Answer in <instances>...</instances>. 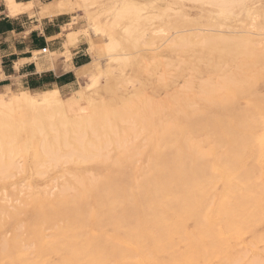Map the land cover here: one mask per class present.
<instances>
[{"label": "bare ground", "instance_id": "6f19581e", "mask_svg": "<svg viewBox=\"0 0 264 264\" xmlns=\"http://www.w3.org/2000/svg\"><path fill=\"white\" fill-rule=\"evenodd\" d=\"M189 1L216 6L220 14L227 16L234 15V9L244 6V0ZM66 3L64 0L59 5L65 6ZM12 6L18 7L13 3ZM252 20L256 19H251L244 28L218 25L216 28L195 29L192 34H188V30L175 31L169 43L172 47L190 49L194 44L192 40L198 38L196 43L216 48L219 52H223L221 48H224V53L228 51L227 55L232 53L228 50L230 46L244 59H263L264 52L261 51L264 49L258 48L264 45L263 28L259 26L256 29V21L254 25ZM119 25V19L113 17L103 26L112 30ZM121 30L118 34L112 30L104 48L107 53L120 51L107 55L112 61H127L130 53L150 39L148 31L142 27L136 30L129 25ZM245 65L243 68L246 70ZM97 66L94 59L80 69L83 78L90 81L79 92H71L67 96L56 88L43 92H12L6 89L0 93V181L13 179L21 171L23 155L30 157L29 161L34 163L36 170L42 166L48 170L63 164L71 165L62 183L52 186L55 176L50 181V188L47 184L38 188L24 183L23 189L7 192L5 187L14 183H0V231L6 223L5 219L10 220L12 216L15 219L14 211L21 214L18 210L25 209L28 214L25 246L30 250L25 251L28 252L27 264H213V259L217 260L216 264L241 262V254L237 255L230 243L235 241L233 236L244 233L248 225L264 224V183L253 181L251 173L244 169L228 167L223 163L210 168L200 165L198 156L204 151L199 153V146L192 135L202 129L220 136L237 135L242 131L253 133L258 130H255L256 123L250 119L227 127L211 121L201 124L197 119L183 115L186 111L181 114L179 109L176 114L182 120L161 117L168 108L173 110L181 103H186L188 107L197 106L201 101L209 103L214 94L234 95L239 90L237 81L226 77L220 81L216 79L214 83L215 80L207 79L196 84V90L190 81L191 84L183 87L187 91L185 99H171L173 102L167 108L148 97L108 107L94 104L95 92L91 89L98 83ZM195 79L197 82L200 80ZM199 114L204 115V111H199ZM142 133L148 136L143 145L138 143ZM260 140L264 155V133ZM200 141L197 142L202 143ZM149 147L148 167H131L128 164L132 159L145 155ZM167 148L172 150L171 153L165 152ZM111 151L115 157L110 155ZM81 163H95L100 168L97 174H85L77 168ZM217 184L222 187L219 194L215 191ZM14 205L21 208L17 210ZM203 212L205 225H199L197 232L188 236L186 222L197 221ZM224 214L225 222L221 219ZM177 243L185 245L182 252L177 253ZM6 247L7 240L1 239L2 254ZM23 248H20L22 252ZM53 256L56 259H52Z\"/></svg>", "mask_w": 264, "mask_h": 264}, {"label": "rangeland", "instance_id": "374dc122", "mask_svg": "<svg viewBox=\"0 0 264 264\" xmlns=\"http://www.w3.org/2000/svg\"><path fill=\"white\" fill-rule=\"evenodd\" d=\"M65 1L67 3L64 7H67L69 10L76 11L77 13L80 14V17L77 18V21H80L81 31L78 32V34H81L84 37H86L89 43V50L92 51L91 61L92 58L93 60L95 59L98 65L97 67L99 68L96 75V76L99 75L98 76L99 78L97 79L98 83L96 82L98 85L96 84L91 89L92 92L93 91L95 92V93L93 92L94 93L93 98L96 100V102L94 103L95 105L101 103L107 106L108 105L111 106L112 104L113 107V106L121 105L124 102H132V101L136 102L138 99L141 98L147 99L148 97V99L152 100L154 103L160 104L161 106H165V108H167L169 103L173 102L171 99L173 100L174 99L180 100L179 98H181L182 100L185 99V95H186L185 93L187 91L185 88L183 89V87H186L188 84H191V82H192L191 85H193L194 90H196L195 85L198 83L205 82L207 81V79L212 82L215 80L214 83L217 82V80L220 81L226 77L235 82L237 81L236 86H238L237 88L239 90L233 93L235 96L234 95L217 96L214 94L212 95V99L209 101V103L205 101H201L197 106L188 107L186 103H181L180 105L174 107L173 110L172 108H168L161 117L163 119L165 118V120L166 119L182 120L176 114V111L178 112L179 109L181 111V114L186 111L183 115L192 117L193 119H197V121L201 122V124H205L207 121H211V122H219L226 127L238 121L251 119L253 122L256 123L257 128H255V130L258 129L253 133L242 131L237 135L232 134V135L220 136L218 135V133H213L212 131H208L207 129H202V131L196 130V132L193 133L192 137H193V141L200 147V148L198 147V151L200 149L199 153L202 152L203 150L205 153L204 154L202 152L203 156L207 155L206 157L205 156L203 157L202 154L198 156L200 157L199 158L200 165H204L210 168L214 164L216 166L219 163H223L225 166L228 167L244 169L249 173H251L253 177V181H256L258 183H264V164H262L264 163L263 162L264 155L263 153H261L262 148L260 145L262 144L261 143L262 141L260 139L262 138V135L264 133V124H263L264 56L262 57L263 59H261L260 57L254 58L253 60L244 59L241 53L237 52V50L234 47H230V46L228 47V50L231 51L232 53L227 55L226 53L228 51L224 53L226 51L224 48H221V51L223 52H219V50H217L216 48L206 47L204 45L202 46L199 43H196L199 41L198 38L192 40V43L194 44L193 46H191V48L188 47L190 49L187 48L179 49L178 47H172V45L169 43L171 41V38H173L171 35L175 31L188 30L187 33L192 34L196 32L195 29H203L207 27L216 28L218 25L221 27L225 26L226 28L227 27L231 28L235 26L236 28L237 27L239 28L240 26L244 28V26H248V24L250 23L249 21H251V19H256L255 24L257 25L254 24L255 22L254 20H252L251 23H253L256 26V29H259V26L263 28L262 33L264 34V0H251V1L244 0L243 3L244 8L240 7L234 9L233 10L234 15L232 16L220 14V11L216 6L213 7L211 5H207L206 3H202V2L196 3L189 0L188 1L187 0H65ZM178 15L182 16V18ZM113 17L119 19V23H120L119 27H115L114 29H112L114 32L116 31L115 34L120 33V31H122L121 29L130 25L136 30H139L142 27L143 30L148 31V34L150 36L149 41H147L146 43H142L136 50H134V53H130L132 54V56L129 54L127 56L128 58L126 57V59L128 60L125 62L112 61L107 56V55L112 56L115 53H119L120 51H111V52L108 51V53L104 51V48H106L105 45L107 43L108 35L113 31L110 29V27L109 28L104 27L103 25L107 20H110ZM175 17L177 18L179 17L180 19H177ZM176 20L178 21L176 22ZM176 26L178 28H176ZM263 46L261 45L258 48L264 49ZM197 49L198 50L201 49L200 50L201 52H199ZM194 52L197 55H195ZM261 52L259 51V53ZM206 60H209L211 62ZM181 62H183V64H181ZM207 62L209 66L207 65ZM168 63L169 65L167 66ZM244 64H246L245 65L246 70L245 68H243ZM223 67L224 70L222 71ZM235 71L237 75L235 74ZM239 71L242 72L240 73ZM255 71L258 73H256ZM212 72L215 74L213 75ZM210 74L211 76L208 77ZM101 75L103 76L100 78ZM229 75H233L234 79L233 76H229ZM237 76H239V78ZM195 78H197V80L199 78L201 82H199L200 80L197 82ZM89 81L90 79L88 78L86 83H84L83 85H82L83 82L79 81L78 85L76 86V89L78 90L72 92H79L81 89H83V87H85V85H87ZM131 82L134 83L131 84ZM183 82L185 83L183 84ZM81 85L82 88L79 89ZM178 91L180 93H177ZM174 93H176L177 95ZM96 94H99L100 97L99 95L97 96ZM143 94H145L146 96ZM171 95L173 96L175 95L177 96V98L175 96L174 97L172 96L173 97L172 98ZM179 106L181 107L179 108ZM201 110L204 111V115L199 114V111ZM141 136L142 139L140 140ZM147 137L148 136L145 135V133L143 135H140L138 138L139 139L138 143L140 142V144L142 145L145 144V140L147 139ZM207 137L209 138L208 140L210 141L207 140ZM195 140H197L198 142L202 140V143H198ZM253 141H255V144L257 142V144L254 145ZM251 144L253 147L250 146ZM208 149H212V150H208ZM150 151L151 148L149 147L146 150L145 155H143L142 157L132 159L128 164L131 167H136V166L148 167L147 158L150 156ZM171 151L172 150L167 148L165 152L169 154L171 153ZM212 151L213 154H210V152ZM245 151L247 154L244 153ZM110 155L115 157V153L112 151ZM245 155L247 159L245 158ZM24 156L25 155H23L20 160V161L24 160L20 162L21 171L18 174H16V176L13 177V179L12 178L5 179L7 182L5 180H4L5 182H3V180L0 181V183H14L9 187L6 185H5L6 187L4 186L7 192L18 191L19 189L20 190L23 189L25 185L24 183H27V185L31 184L32 186L38 188H42L44 184H47L50 188L51 186L50 181L52 182L55 176L57 181L55 180L56 183L53 181L52 186L55 184L62 183L65 177H67V173H69L71 169V165L63 164L56 168H48V170L44 168L45 166L40 167V169L37 168L36 170L34 168L35 165L33 166L34 163L29 161L30 157L25 158ZM25 160L28 161L26 162ZM24 163L26 164L24 165ZM28 163L29 164L33 163V164L29 165ZM28 166L31 167L28 168ZM42 168L45 169L46 171L43 170ZM77 168L82 173L87 172L89 174L90 172V174L94 175L97 174L98 169L100 167L95 163L93 164L90 163L86 165H83L81 163V165L79 164ZM34 169L35 171L33 172ZM37 171L39 172L42 171V172H40L41 174H39V172ZM51 171L53 173H51ZM61 171L63 173H60ZM28 173H30L29 176ZM37 174L39 176H37ZM62 175L64 178L61 177ZM31 180L34 182H32ZM221 190H222L221 185L217 184L215 187L216 193L217 194L221 193ZM6 193H4V195ZM17 205L21 206L20 204ZM17 205L16 206L14 205L15 207H17V210L23 207L21 206L20 208H18ZM10 211L13 210L10 209ZM18 211H21V214L20 212L14 211L13 215H15V219L14 216H12L10 220L9 218L8 220L5 219L6 223L3 229L0 231V240L1 239L7 240V247L3 252V254L1 253L2 251L0 249V264H21V262L22 264H27L28 252L25 251L27 249L29 250V248L26 247L27 240H26L25 224L27 223L28 220V214L24 208L23 210L21 208V210ZM17 214L21 216H18ZM204 215L205 212L201 213V216L198 217L197 221L188 220L186 222L185 231L187 232L188 236L194 235L197 232V228L199 225H205V221L203 220ZM222 216L223 217L221 219L223 221L225 220L226 215L224 214ZM19 223L20 225L17 226V224ZM22 224L24 228H22L23 227ZM16 228L17 231L19 228V232L16 231ZM24 233L25 235H22ZM233 237L235 241H232L230 244L234 245L233 249L234 251L236 250L235 253L237 255L241 254L242 256L241 257L242 261L236 264H264V224L248 225V229L244 233H241L236 237L235 236ZM20 240L23 242H21ZM21 247L22 248L24 247L23 248L24 252H22L23 251L22 249L20 250ZM176 247H177V253H179L184 250L185 245L183 243H177ZM52 259H56V257L53 256ZM212 263L216 264L217 260L213 259ZM222 264H225V262H222Z\"/></svg>", "mask_w": 264, "mask_h": 264}, {"label": "crops", "instance_id": "0c3cea01", "mask_svg": "<svg viewBox=\"0 0 264 264\" xmlns=\"http://www.w3.org/2000/svg\"><path fill=\"white\" fill-rule=\"evenodd\" d=\"M61 1L0 0V93L56 88L67 96L86 83L80 69L93 61L92 51L78 34L80 14Z\"/></svg>", "mask_w": 264, "mask_h": 264}, {"label": "built area", "instance_id": "2783aa9c", "mask_svg": "<svg viewBox=\"0 0 264 264\" xmlns=\"http://www.w3.org/2000/svg\"><path fill=\"white\" fill-rule=\"evenodd\" d=\"M46 52V50L45 49H43L42 51H41V53H45Z\"/></svg>", "mask_w": 264, "mask_h": 264}]
</instances>
